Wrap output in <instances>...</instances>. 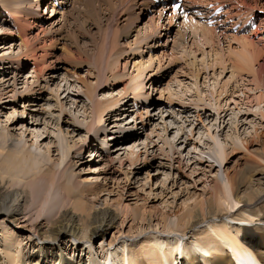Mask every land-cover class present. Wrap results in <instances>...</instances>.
<instances>
[{"label": "rangeland", "instance_id": "rangeland-1", "mask_svg": "<svg viewBox=\"0 0 264 264\" xmlns=\"http://www.w3.org/2000/svg\"><path fill=\"white\" fill-rule=\"evenodd\" d=\"M75 1L55 9L41 2L37 16L24 17L22 23L8 21L9 15L0 6V161L13 149L2 129L6 127L14 144L22 142L37 155L38 174L51 169L52 174L65 173L71 178L65 179L70 189L76 186L71 189L75 195L68 207L71 211L85 216L76 202L82 207L84 203L87 213L93 214L99 205L117 216L105 239H95L93 249L81 244L78 253L87 264L91 251L96 256L103 252L101 247L108 250L125 217L136 213L139 219L167 220L176 227L186 211L210 197L216 179L225 188L231 176L247 174L246 181L251 183L248 167L264 165L258 158L264 153V0H233L222 11L223 22L212 28L203 24L200 28L185 15L172 24L174 5L160 20V4L145 14L139 9L127 10L130 2L124 9L107 11L101 0H93V9L87 7L89 0H79L81 8L86 5L82 9ZM148 34L162 35L161 41L143 42ZM240 36H248L261 54L253 71L232 55L242 50ZM114 55L118 65L111 59L117 58ZM97 61L102 62L97 65ZM99 66L104 69L100 71ZM138 75L139 82L132 80ZM15 80L19 81L13 85ZM137 94L143 95L140 100ZM113 100L119 101L118 107L107 110L103 121L88 133L94 106ZM250 141L252 145H247ZM68 143L73 147L70 151ZM22 182L19 189L25 184ZM54 187L48 200L49 196H63ZM25 203L27 219L38 209H25ZM62 210L57 208L42 222L58 221ZM229 212L237 213L236 208ZM83 219L92 223L90 217ZM231 223L249 228L257 225ZM7 226L11 228L7 222L2 228ZM18 229L14 230L17 238L25 234ZM128 229L116 242L128 245L125 253L129 244L140 242L150 232L132 237ZM169 235L171 239L180 237ZM181 239L183 244L190 240ZM75 243L65 242L68 258L78 250ZM26 251L34 250L28 247Z\"/></svg>", "mask_w": 264, "mask_h": 264}, {"label": "bare ground", "instance_id": "bare-ground-1", "mask_svg": "<svg viewBox=\"0 0 264 264\" xmlns=\"http://www.w3.org/2000/svg\"><path fill=\"white\" fill-rule=\"evenodd\" d=\"M174 1L175 0H120V2H118V0H101V4L102 6H105L107 11L108 9H115L117 11V9H124V7H126L125 3L128 4L130 2L127 10L139 9L144 13H149L151 10L153 11V9L160 4L161 8H159V10H161L159 14L157 13L160 20L166 17L169 9H171V6L174 5V14L170 17L172 23L179 20L180 17H183L182 15L184 14L181 10H184L185 6H187L183 3L179 9ZM201 1L203 6H206L209 3H214V6H216L208 11H203L205 14H214L215 23L223 22L221 20L224 15L222 11L225 9L226 5L233 2V0ZM41 2L47 4V8L49 6L50 8L52 7V9H55V6L58 8H64L70 3V0H0V6L2 12L9 15L10 19L7 18L8 21L21 22L24 17H36L38 12L36 8H39ZM236 2L239 3L240 0H236ZM236 2L234 1V3ZM87 3V7L93 9L94 1L89 0ZM74 4H76V6L78 5V8H81L82 3L80 4L79 0L75 1ZM215 8L221 9L216 11ZM185 10L190 11L191 9L187 7ZM97 11L94 12L97 13ZM9 13H13V16ZM87 13L89 12L87 11ZM113 13H115V11ZM154 20L155 17L152 19V22H154ZM229 21L232 22V20ZM229 21H225V23ZM239 21L241 20L239 19ZM245 21L248 22V20ZM193 23L198 25L200 28L203 27V25L199 22ZM243 24L245 23L243 22ZM54 25L55 24H53L52 27H54ZM193 28H196V26ZM124 29H126V27ZM50 30H52L55 34H60L58 29L51 28ZM202 30L205 34L207 33V35L210 33L209 30ZM127 34L128 33H126V35ZM153 35L154 34H152V36L149 35L147 39L143 37V39H145H142L143 42L150 41L151 43H156L161 41L162 35L158 38H155L156 35ZM247 37L240 36V43L243 45H241L242 50L237 53L235 52V54L232 55L236 56L241 64L246 65V68L253 71L252 67H254L253 65H255L254 63H256L257 56H259L260 52L253 48V45L248 42ZM137 38L139 39L140 37L137 36ZM139 43L141 44V42ZM117 53L119 54V52ZM114 56L117 57V55ZM111 59L114 63L116 61L120 63L118 57ZM108 61L106 63H108ZM101 62L97 61L96 64L100 65ZM117 62L115 65H118ZM112 63H110L109 67ZM99 68L100 66L98 69ZM102 68L99 70L102 71L104 69ZM118 70L119 69H117V71ZM137 71H139V69ZM137 77L139 78L141 76L138 75L136 78L131 79H137L135 81L137 82ZM6 81L3 80L4 84ZM18 81L19 80H15L13 85H16ZM131 82L132 85L135 83L134 81ZM4 84L1 85L2 88H5ZM7 87H9V85H7ZM141 89L142 88H140V90ZM2 91L5 92L6 89H3ZM133 91H135V89H133ZM4 95H7V93H4ZM142 96L143 95L141 94H137L135 97L140 100ZM118 102V100H113L105 104L95 105L93 109L94 118L93 121L87 125V132L91 133L96 126L95 124L103 121L104 113H106L107 110H113L114 107L117 106ZM2 129L6 131H4V134L7 138V144L9 147H13V149L9 148L5 156L0 161V218L4 217L3 221L0 222V264H86L83 256H80L78 253L79 248L84 244V246L86 245L88 248L93 249L95 246V239L103 238L104 240L110 229H112V227H114L117 223V216L113 215L112 212H109L110 210L102 209L99 205H96L97 207H95L93 214L87 213L89 209L84 203L82 207L81 204L74 202L75 205L78 206V210L80 211L79 213H84L85 216L92 219V223L90 225H88L87 222H83V218L85 216L81 215L82 217H79V214L69 209L71 208L69 206H71L72 201H75V195L73 196L74 193L71 189L74 190L76 186L70 189V186L66 183L65 179L71 181V178L67 175L65 176V173L57 174L56 172H53L52 174L51 169L40 171L38 174V164L37 166L34 164L36 163L37 155L29 149H26L25 145L22 146V142H19L18 145L14 144L15 138H13V135L9 132L8 128L5 127ZM247 145H252V142H247ZM67 148L69 151L73 149L69 143L67 144ZM0 156H2L1 152ZM258 158L262 159L264 163V153L260 155V157L258 156ZM259 162L261 161H258V163ZM254 167L249 166L247 171V173L251 175L248 179H250V177L253 179L252 182L250 180L251 183L246 181L245 177L247 174L245 177L243 176V178L237 174V176H231L229 179L227 178L228 185L225 188H223L220 182L216 179L214 187L211 189L210 197L206 198L202 205H196L195 208L186 211L179 218L176 227L168 224L167 220L162 221L158 219V221H156L155 219L151 220V218H147L145 220L144 218L139 219V216L136 213L130 215L129 217H125L118 226V231L113 236L114 240L108 244V250L104 252L105 247H101L100 249L103 252L96 254V256L93 255L91 251V254H89L88 257L89 263L87 264H264V165L261 164L258 165V167L256 166L257 168ZM13 180H17V183H13ZM22 180L25 181V184H23L22 189H19L18 186L20 183H23ZM54 186H57L59 191H61V194H63V196L58 194L62 197V199L61 197L58 199L54 195L52 197L49 196L48 200V192L50 193V188ZM243 188L244 191L241 192ZM55 189L52 191H55ZM25 200V209L29 208L30 210L32 207L38 209L34 216L32 215L27 219H25L27 214L24 213V207L22 205ZM28 200H30L29 202L31 203V205L29 204L30 207H28ZM229 201L231 204H229ZM44 208H47L46 211ZM57 208L63 209V214L59 220L56 222L48 221L47 224L43 223L42 220L44 217L52 215ZM235 208L237 213L235 212L234 214H231L229 210H233ZM233 221L256 223L257 225L255 228L245 227L241 224L234 226L231 223ZM6 222L11 226L10 229L8 226L6 228H2ZM28 222H30V224H27ZM81 223L83 225H81ZM128 227V235L132 237H135L136 235L140 237L148 231L150 232L148 233L149 235L145 236V238L140 242H133L134 244H129L128 251L125 253V248L128 245L125 243L116 245V242L121 236H123V230ZM15 228L21 229L25 234L17 238V234L14 231ZM170 233L179 234L180 237L177 236V238L171 239V235H169ZM181 238H188L190 240L183 244ZM67 240L69 242H77L75 244L77 245L78 250L73 252L70 258L66 256L67 248L65 249L64 246ZM25 241L27 242L26 244ZM47 241L55 242L57 245H52L50 243L47 244ZM28 247L33 248L34 251H26ZM36 249H38L37 252H35ZM20 251L22 252L20 253Z\"/></svg>", "mask_w": 264, "mask_h": 264}]
</instances>
